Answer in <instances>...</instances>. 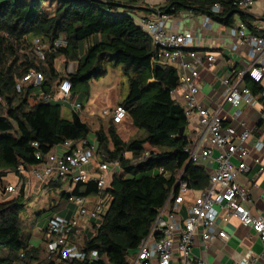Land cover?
I'll use <instances>...</instances> for the list:
<instances>
[{"label":"trees","instance_id":"16d2710c","mask_svg":"<svg viewBox=\"0 0 264 264\" xmlns=\"http://www.w3.org/2000/svg\"><path fill=\"white\" fill-rule=\"evenodd\" d=\"M141 1L0 0L2 192L6 188L3 184L6 175L16 176L18 167L27 169L40 163L36 160L37 153L46 155L67 140H89L91 130L81 120L80 113L72 112L69 107L71 119L66 120L61 115L64 102L57 100V88L63 80L71 85L69 100H76L84 109L90 95V82L104 78L108 66L120 68L128 91L118 106L126 111L131 126L143 135L123 141L110 119L106 132L102 128L94 132L97 161L118 162L120 170L110 176L103 190H99L94 181L79 183L73 189L74 196L100 195L108 200V205L102 223H97L99 228L93 234L85 230L80 239L81 249L87 254L97 253V259L69 264H105L106 261L131 264L133 253L149 235L170 192H177L179 173L192 190L208 186V174L188 163L182 150L185 135L179 136V131L187 129V118L183 108L168 95L178 87L177 71L174 66L155 60L152 39L133 17ZM164 1L163 6L148 11L169 18L191 12L207 16L214 24L227 28L242 24L249 34L264 37V30L256 27L257 19L235 7L238 0ZM215 5L220 7L218 13L212 12ZM261 21L264 22V16ZM58 38L65 39L67 46L56 49L51 46L42 60L34 56L20 60L19 49L32 48L34 40L52 45ZM60 57L75 65L73 71L70 68L62 77L55 69V60ZM29 72L42 76L40 84L26 83L16 92L17 82ZM245 85L254 94L262 92V88L249 79L245 80ZM29 98L36 101L31 105ZM34 143L36 146L32 145ZM148 151L149 156L143 158ZM161 168L164 174L159 173ZM20 178L23 179V175L20 174ZM62 186L60 182H50L45 186L46 193H62L59 202L65 196L59 191ZM25 189L23 183L18 191L20 200L24 198ZM23 206L18 199L0 203V264H61L57 254L45 252L48 241L44 235L43 245L32 246V232H24L20 219ZM58 207L56 203L48 210ZM56 215L48 217L41 233L46 230L49 219Z\"/></svg>","mask_w":264,"mask_h":264},{"label":"built area","instance_id":"2783aa9c","mask_svg":"<svg viewBox=\"0 0 264 264\" xmlns=\"http://www.w3.org/2000/svg\"><path fill=\"white\" fill-rule=\"evenodd\" d=\"M260 1L264 0H238L234 5L239 10L247 11ZM219 11L218 5L212 9L214 13ZM168 20L166 15L152 14L137 18L136 24L152 39L156 48L155 60L171 64L177 71L178 87L169 91L168 95L183 108L190 125L182 148L188 163L205 170L212 169V172L208 174V186L198 191L190 189L188 184L182 181V173H179L177 192H170L149 235L139 244L131 264L150 261H155L156 264H208L205 260L195 257L192 248L198 241L201 247L206 249L214 241L227 240L228 235L219 227V223L226 224L231 217L238 219L244 227L256 233L264 249V217L251 214L253 200L249 187L241 186L237 182L238 176L250 170L248 161L259 165L260 173L264 171V143L259 139L253 144L249 142L255 129L251 115L255 113L259 120H264V105L260 101L264 102V37L249 34L242 24L229 28V37L232 40L230 52L239 53L244 49L248 64L241 70L230 71L222 80L219 100L211 109L198 98L199 67L203 62L212 65L216 56H203L194 51L196 36L193 32L177 33L167 30ZM203 26L211 28L212 21L209 17L204 16ZM51 46L54 49L66 47L67 41L58 38L51 45L34 40V57L44 59L45 51L51 50ZM41 79L39 73L29 72L17 82L15 90L20 92L22 85L26 83L38 85ZM246 79L258 84L262 92L254 94L245 85ZM57 89V100L67 103L72 112H82L83 109L76 100H69L71 85L68 80L60 82ZM225 106L230 108V123L224 122L221 117ZM258 106L260 109H257ZM100 116L109 118L114 125H120L126 118V111L120 106H115L102 110ZM32 145L36 146L35 143ZM59 149L60 151H57V148H54L46 155L37 153L36 160L40 161L38 165L27 169L18 167L16 182L7 185L4 192L18 193L23 184L20 174L23 175L24 172L34 178L39 188L47 186L50 182L70 185L65 198L75 208V215L71 218L56 215L49 219L43 233L48 241L47 250L49 255L57 254L61 264L93 261L97 259V253L84 252L80 239L92 220H103L108 200L100 195L74 196L73 189L79 183L94 181L98 189L103 190L110 176L120 170V165L118 162L99 163L95 143L90 140H67ZM143 156L147 158L149 152H145ZM91 164L96 165L94 170L89 168ZM159 173L165 172L161 168ZM250 183L257 187L254 178H251ZM183 207L185 218L182 216ZM99 226L96 224L93 229L97 230ZM259 259L264 260V252L260 255L248 252L231 264H255Z\"/></svg>","mask_w":264,"mask_h":264},{"label":"crops","instance_id":"0c3cea01","mask_svg":"<svg viewBox=\"0 0 264 264\" xmlns=\"http://www.w3.org/2000/svg\"><path fill=\"white\" fill-rule=\"evenodd\" d=\"M164 3V0H142L140 2V5L136 6L138 11L133 14V17L137 19L139 17L150 16L153 13L148 10H150L151 8H159L163 6ZM246 14L254 16L257 19L258 22H256V27L258 28V30H264V22L261 21V17L264 16V1L256 3L254 7L246 11ZM236 20L238 23V19ZM203 22V16H196L193 15L191 12H183L175 17L169 18V20L166 22V29L177 33H184L187 31L193 32V34L196 36V41L193 45V49L199 54H202L203 56H216V61L212 65L209 66L206 62H203V65L199 67L200 76L198 79V84L200 87V93L198 96L199 101L208 108L213 109V107L219 100L220 90L222 89V78H225L227 74L232 70H241L246 67L248 64V59L246 58V53L244 49H241L242 51L239 53L230 52L229 47L232 43V40L229 37V28L216 25L212 22L211 28L207 29L203 26ZM108 68L111 67H107V73ZM215 81H218L220 83H216ZM94 82L97 81L90 82V95L87 103L85 104V108L82 111L83 113L87 112L86 107L91 105V103L94 102L98 96V93L92 90V85L94 84ZM211 87H213L214 90L210 89ZM260 101L263 103L261 104L264 105L263 100ZM108 107V109L113 108L111 106ZM225 107L226 108H224V111H222L221 113V117L223 118L224 122L230 123V108L227 106ZM257 109H260V106H258ZM96 114H98V117L101 118L97 110ZM250 118H253L252 120L254 121L253 125L255 129L253 130L249 142L253 144L256 140L259 139L264 143V120H259L255 113H253ZM120 125H123V122ZM120 125H116V132L118 135L119 133L117 127ZM189 128L190 125H188V129L184 130L183 135H186V130L189 132ZM57 151H60V149L58 148ZM263 161L264 152L262 156V162ZM248 165L250 170L247 173L238 176L237 182L241 186L249 187L250 195L253 200V206L250 208L251 214L254 216L261 215L264 217V171L260 173V166L254 164L251 161H248ZM95 167L96 165L93 166L91 164L89 168L91 170H94ZM203 171L209 174L212 172V169H203ZM23 176L27 177L26 180L29 179V177L33 179L31 175L25 174V172L23 173ZM251 178H254L256 180L257 187L252 186V184L250 183ZM64 186H67L68 188V192L64 193L66 196L69 193L70 185L66 184ZM25 187L28 188L27 185ZM65 196H62L61 200L57 202L60 207V210L56 214L61 217L71 218L75 215V208L67 204ZM66 204L68 206H66ZM61 206H63L62 209ZM182 211V216L183 218H185L186 214L184 207ZM96 224L97 221H91L87 225V234H93L95 232L93 228L96 226ZM219 227L227 233L228 239L223 242L214 241L209 244L206 249L201 247V243L200 241H198L196 245L192 248V254L195 257L205 260L208 264H231L233 261L240 259L243 255L247 254L248 252H253L256 255L263 254L264 249L258 235L250 229L244 227L240 223V221H238V219L231 217L229 218L226 224L219 223ZM41 238L39 240L34 238V242H31L32 246L40 245ZM133 254L134 257L132 259L134 260L135 253ZM133 254L131 255L133 256ZM263 263L264 260L259 259V262L255 264ZM141 264H156V262H142Z\"/></svg>","mask_w":264,"mask_h":264},{"label":"rangeland","instance_id":"374dc122","mask_svg":"<svg viewBox=\"0 0 264 264\" xmlns=\"http://www.w3.org/2000/svg\"><path fill=\"white\" fill-rule=\"evenodd\" d=\"M18 55L20 57V60H23L24 57H27L29 60L32 59V57L34 56L33 47L19 49ZM74 66L75 65L71 63H66L65 59L62 57L57 58L55 60V69L59 72L61 77L65 73L71 71L70 68H72L73 71ZM215 82L217 83L218 81ZM210 89H213V87H211ZM92 90L98 93L97 98L94 102L91 103V105L86 107V113H80L81 120L85 122L91 130V134L89 136L90 141L94 140L93 134L94 132L98 131L99 128H102L106 132L108 127L110 126L108 125L110 121L109 118L98 117V114H96V110L100 114L102 110L108 109V106H111L113 108L115 106H118V104L121 103L127 95V80L123 76L120 68H108L107 75L104 78L98 80L97 82H94V84L92 85ZM35 101L36 99L29 98L28 102L32 105ZM61 115L66 120L71 119V112L69 110L68 104L61 103ZM117 130L120 135L119 137L123 141H129L131 139L140 138L143 136L140 131H137L131 126L129 118H126L123 121V125L117 127ZM187 133L188 131L186 130V135ZM262 166L264 167V161L262 162ZM15 177L16 176H14V174L6 175L3 184L6 186L13 185L16 182ZM26 178L27 177L23 176V182L25 183L24 185H27L28 187L25 190L23 200L19 199V195L17 192L13 194H6L5 192H2L0 190V203L7 202L12 199H18L21 203L24 204V210L20 214L22 227L24 232H26L27 230L32 231L33 237L31 242H34V238L39 240L41 238V234L43 237V233H40V231H42L45 227V223L48 217L59 212L60 207L52 209L50 211L48 209L56 205L57 200L59 199V195L61 196L62 193L59 194V192L51 191L50 195V192L48 191L47 193L49 195H47V188L45 186L39 188L38 184H35L36 182H34V178L31 179L29 177V179L27 180ZM59 191L67 193L68 188L67 186H62ZM97 223L101 224L102 221H97ZM40 245H43L42 241L40 242ZM46 252H48V250H46ZM105 264H108L107 261L105 262Z\"/></svg>","mask_w":264,"mask_h":264},{"label":"water","instance_id":"95a60500","mask_svg":"<svg viewBox=\"0 0 264 264\" xmlns=\"http://www.w3.org/2000/svg\"><path fill=\"white\" fill-rule=\"evenodd\" d=\"M183 133H184V128H181L179 131V136H183Z\"/></svg>","mask_w":264,"mask_h":264}]
</instances>
